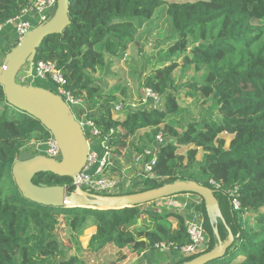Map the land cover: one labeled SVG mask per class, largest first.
Segmentation results:
<instances>
[{
  "label": "trees",
  "instance_id": "trees-1",
  "mask_svg": "<svg viewBox=\"0 0 264 264\" xmlns=\"http://www.w3.org/2000/svg\"><path fill=\"white\" fill-rule=\"evenodd\" d=\"M32 1L0 0V64L16 44L10 38L13 28L8 22ZM163 7L178 39L160 53L164 64L142 80L144 88L162 97L163 105L151 111L130 109L124 118L116 117L114 103L118 94L126 97V89L118 86L104 95L94 85L92 74H102L108 58L125 59L130 45L138 42L136 22L150 21ZM70 19L63 34L44 40L36 62L57 65L67 89L84 100L89 118L96 122L114 155H120L128 139L141 130L148 134L138 153L154 145L159 133L165 137L155 167L158 179L146 182L144 188L134 184L123 195L177 181L209 187L219 209L209 215L204 200L202 205L193 204L194 212L205 215L211 237L205 254L220 241H227L230 234L234 242L224 258L207 264H264V0H70ZM178 58L185 68L195 70V78L185 86L188 96L194 100L200 94L212 101V113L198 120L188 119V111L178 102L172 77L180 66ZM0 111V264H85L59 241L61 222L71 230L78 253L82 245L76 235L91 221L96 230L87 249L97 254L109 246L122 254L129 248L139 255L161 243L177 247L189 243L185 215L180 213H162L146 205L114 210L102 209V205L57 209L25 198L13 176L17 156L33 143L48 141L50 133L37 119L9 105L1 84ZM181 114L185 119L180 127L165 123L169 115ZM225 133L233 137L228 148L221 138ZM179 147H189L186 155L178 152ZM199 150L204 152L201 160L197 159ZM211 180L221 188L216 189ZM33 183L64 187L68 195L74 192L70 177L40 173ZM235 187L239 188L241 213L252 217L243 224L228 195ZM223 198L230 207L229 217L222 210ZM173 218L176 224L170 221Z\"/></svg>",
  "mask_w": 264,
  "mask_h": 264
},
{
  "label": "water",
  "instance_id": "water-1",
  "mask_svg": "<svg viewBox=\"0 0 264 264\" xmlns=\"http://www.w3.org/2000/svg\"><path fill=\"white\" fill-rule=\"evenodd\" d=\"M70 24V0H58L57 8L51 12L48 21L32 29L22 41L16 43L0 64V84L8 104L37 119L53 135L62 152L60 161L29 150L17 156L13 176L22 195L37 204L57 209L102 205V209L114 210L139 207L181 194H194L205 201L208 213L212 215L219 209V203L209 187L196 181H177L143 193L116 197H97L83 191L78 196L68 195L64 187L33 183L34 177L40 173L75 179L85 168L89 156V142L69 105L46 88L18 82L20 71L36 61L44 40L52 35L63 34ZM233 242L234 237L230 234L229 239L220 241L214 250L185 264H207L222 259Z\"/></svg>",
  "mask_w": 264,
  "mask_h": 264
},
{
  "label": "rangeland",
  "instance_id": "rangeland-1",
  "mask_svg": "<svg viewBox=\"0 0 264 264\" xmlns=\"http://www.w3.org/2000/svg\"><path fill=\"white\" fill-rule=\"evenodd\" d=\"M136 24L139 26L138 42L130 45L125 59L117 60L108 58V66L105 71L102 74H92L94 85L99 87L101 89V93L104 95L118 86L126 89V97L118 94L116 102L128 100L132 103H137L136 100L141 97L142 90L144 88L142 85L144 76L151 70L155 69L156 66H162L164 64L162 63L160 53L174 45L178 39L177 34L173 31L172 22L166 14V7L157 10L150 21H137ZM10 38L14 41L13 34H10ZM0 58H2V55H0ZM177 61L179 62L180 66L175 70L172 77L175 82V86L178 89L177 93L179 105L188 111L189 116L187 117L191 120H198L202 116L211 114L212 101L210 99H206L199 94L197 95V98L193 100L187 94L189 89H187L185 86L195 78L194 68H185L181 58H178ZM24 71L25 69L23 68L20 71V75H22ZM18 81L20 83L23 81V79H18ZM41 85L55 91L54 85L50 81H42ZM116 102L114 104H116ZM1 114L2 111H0V115ZM114 115L116 117L124 118L123 114L119 115L114 112ZM183 119H185L184 114L179 116L169 115L166 118L165 123H169L175 128H178L183 123ZM164 126L165 124L162 125V129ZM147 134L148 130H141L135 136L129 138L127 147L121 150L120 155L117 153L114 155L112 151V161L110 165L112 168L110 169L109 167L107 170V175L109 177L116 178L117 180H121L123 185H125L124 187L136 183L139 179V171L134 162V156L136 153H138V148L141 147L142 141L146 142L147 138H145V135ZM221 138L226 140V147L228 148L233 137L225 133L221 135ZM95 144L96 146H94V150L97 151L100 156H102L100 144L97 142H95ZM188 150L189 147H179L178 152L180 154L186 155ZM203 156L204 152L199 150L197 159L201 160ZM130 188H124L122 193L128 191ZM93 195L97 197L99 196L98 194ZM195 199H197L195 195L190 196L182 194L150 203L149 206L147 204L145 207H151L152 209L162 213L174 212L188 215L191 212V204L193 201H195ZM221 206L225 216L229 217L230 207L225 198L222 199ZM144 218L145 217H142V219ZM237 219H239V222L243 224L246 219L252 220V217L249 214L244 215L240 213L237 216ZM170 221L174 224L177 222V220L174 218ZM88 225L89 227L85 231H82L76 235L80 244L82 245V251L78 253L76 250V245L71 242V230L64 224V222H61L57 230L58 239L60 242H62L64 249H66V247L70 249V255L80 256L84 260L85 264H134L132 258L135 256H130V249H128L126 252H123V254L121 252H115L116 250L113 247H110L98 254L89 252L87 245L94 231L93 222H89ZM240 261L242 260H238V262Z\"/></svg>",
  "mask_w": 264,
  "mask_h": 264
},
{
  "label": "built area",
  "instance_id": "built-area-1",
  "mask_svg": "<svg viewBox=\"0 0 264 264\" xmlns=\"http://www.w3.org/2000/svg\"><path fill=\"white\" fill-rule=\"evenodd\" d=\"M58 0H33L30 5L22 10L18 16L11 19L8 24L12 26V34L14 42L18 43L38 25L44 24L48 21L51 12L57 8ZM1 31V28H0ZM42 81H50L55 88L48 90L54 94L59 95L70 107L76 120L82 126L84 133L89 142V156L85 168L73 180L74 192L73 195H81V192L89 194H98L103 197H116L122 196L124 188H130L136 184L139 188H144L145 183L158 179L155 173L159 159L160 146L165 144V137L163 133H159L155 138V144L136 153L134 162L138 168V181L130 186L123 185L121 180L109 177L107 170L109 169L112 161V149L106 138L102 137V132L97 126L96 122L89 118L90 111L84 100L74 96V94L67 89V81L53 62L35 61L26 66L25 76L21 84L36 85ZM137 103L131 101H118L114 106L116 114H123L130 109H143L151 111L162 107V97L154 90L143 88L141 97L136 100ZM95 142L100 144L102 156L94 150ZM33 145V147H32ZM30 146L31 152L38 155H45L50 159L60 161L62 158L61 149L50 134L48 141L44 143H33ZM211 185L216 189L221 188L214 180H211ZM124 187V188H123ZM182 195V194H181ZM194 195V194H185ZM229 197L232 199V206L235 212L239 215L241 213V204L238 200L239 188L235 187L233 190L228 191ZM197 199L191 204V212L185 215L186 232L189 237V243L182 247H177L173 244L161 243L155 246V249L161 252H172L173 259L186 260L195 259L205 254L211 242L210 234L206 230V218L203 213L197 214L194 205H202L201 197L195 195ZM203 200V199H202ZM150 205V204H148Z\"/></svg>",
  "mask_w": 264,
  "mask_h": 264
},
{
  "label": "crops",
  "instance_id": "crops-1",
  "mask_svg": "<svg viewBox=\"0 0 264 264\" xmlns=\"http://www.w3.org/2000/svg\"><path fill=\"white\" fill-rule=\"evenodd\" d=\"M12 34V32H11ZM0 53H1V46H0ZM1 59V58H0ZM26 70V67L24 68ZM25 76V71L22 73V75H18L19 79H23V77ZM93 234L95 233L96 228L93 227ZM92 234V235H93ZM113 247L116 251L115 252H119L120 250L117 249L114 246H109L106 249ZM105 249V250H106ZM129 248H126L123 250V252H126ZM129 253H131V257L135 256L134 258H132L134 264L136 262V264H172L175 259H173L172 256V252H161L157 249H149L141 254H136L134 253L131 249L129 251Z\"/></svg>",
  "mask_w": 264,
  "mask_h": 264
}]
</instances>
